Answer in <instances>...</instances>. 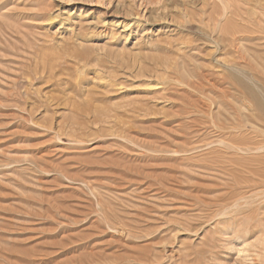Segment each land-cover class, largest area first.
Returning <instances> with one entry per match:
<instances>
[{"label":"rangeland","instance_id":"374dc122","mask_svg":"<svg viewBox=\"0 0 264 264\" xmlns=\"http://www.w3.org/2000/svg\"><path fill=\"white\" fill-rule=\"evenodd\" d=\"M230 73L264 103V0H0V264H264Z\"/></svg>","mask_w":264,"mask_h":264},{"label":"bare ground","instance_id":"6f19581e","mask_svg":"<svg viewBox=\"0 0 264 264\" xmlns=\"http://www.w3.org/2000/svg\"><path fill=\"white\" fill-rule=\"evenodd\" d=\"M230 20V19H229ZM222 22V21H221ZM224 22H225V20H224ZM223 22V24H221V26H222V30H223V35L224 36H222V38L224 39H226L227 40V42L229 41L230 42V40H231V43L230 44H232V42H233V44H234V42L235 43H237V40L239 39V35H237V29L239 30V27H245V25H247V24H244V26L242 25V24H240V25H242V26H240L239 25V22H235V24L233 23V21H226L225 23ZM220 23V22H219ZM238 23V25H236ZM236 27H238V28H236ZM246 28V27H245ZM241 29V28H240ZM221 30V29H220ZM222 30L220 31V32H222ZM238 32H240V30L238 31ZM242 32V31H241ZM239 34V33H238ZM238 36V37H237ZM221 38V39H222ZM241 38H242V34H241ZM224 39V40H225ZM243 39V38H242ZM226 40H225V42H226ZM239 41V40H238ZM223 43H224V41H223ZM226 43H224V47L225 46H227V45H225ZM235 45V44H234ZM230 46V45H229ZM233 46V45H232ZM231 46V47H232ZM236 46V45H235ZM234 46V47H235ZM226 49H228V48H226ZM230 50V49H229ZM228 51V50H227ZM243 56V55H242ZM247 61V60H246ZM262 66V65H261ZM254 67V66H253ZM232 73V72H231ZM230 73V74H231ZM229 75V74H228ZM227 75V76H228ZM233 74H231V77H233V78H235V80L234 79H232V78H229L230 77V75H229V77H227L226 75L224 76V81H223V83H227V85H230V86H233V87H235V91H238V93H241V95H243L242 97L244 98V96L246 97L247 96V98L248 99H250L252 102H254L253 103V105L256 103L257 105H258V109H259V111H260V113H261V116L264 118V103H262V100H260V98H259V96L257 95V93L256 92H254L250 87H248L247 85H245L242 81H241V79H239L238 78V80H236L237 78H236V75H233ZM223 77V76H222ZM227 77V78H226ZM221 79V78H220ZM218 80V79H217ZM216 82V81H215ZM215 82H212L211 83V85L213 84V86L214 87H216V85H217V83H215ZM219 82H221V80H219ZM229 83V84H228ZM213 86H211V87H213ZM218 86V85H217ZM225 89V88H224ZM238 89V90H237ZM226 91H231V87L229 88V90H228V88L227 89H225ZM224 90V91H225ZM232 90H233V88H232ZM214 91H215V89H214ZM226 91H225V94H228V93H226ZM240 91V92H239ZM244 91V92H243ZM216 92V91H215ZM230 93V92H229ZM221 95V94H220ZM228 96V95H227ZM216 98V97H215ZM232 98V97H231ZM223 99V98H222ZM230 99V98H229ZM236 99V98H235ZM246 99V98H245ZM244 99V100H245ZM250 100H247L248 101V103H249V101ZM243 105V104H242ZM220 114V113H219ZM233 115V114H232ZM257 115H258V110H257ZM260 115V114H259ZM258 115V116H259ZM237 116H239V115H237ZM225 117V116H224ZM233 118V117H232ZM226 119V118H225ZM262 122H263V119H260ZM226 121H228V119L227 120H225V122ZM237 121H239V119H237ZM228 122H230V121H228ZM239 122H241V121H239ZM216 123V122H215ZM219 123V122H218ZM232 123V122H231ZM236 123V122H235ZM238 123V122H237ZM222 124V125H221ZM219 123V126H221V128H219V129H224L223 131H221V132H223V134H224V132L225 131H227V129L225 128L226 126H225V123ZM228 124H230V123H228ZM234 124V123H233ZM240 125V124H239ZM239 125H236V130L238 129L237 127L239 126ZM241 125H242V123H241ZM230 127H232V124L230 125ZM241 128H242V126H241ZM226 129V130H225ZM230 130V129H229ZM228 130V131H229ZM218 131V130H217ZM233 131V130H232ZM231 132V131H230ZM233 133V132H232ZM242 133V132H241ZM221 134V133H220ZM227 134V133H226ZM225 134V136H231V134H227L226 135ZM228 138V137H227ZM233 138L234 137H232V139L231 138H228V139H230L231 141L233 140ZM245 138V137H244ZM227 139V140H228ZM241 139V138H240ZM222 140H224V139H222ZM234 142H236V138H234ZM257 140V139H256ZM238 141V140H237ZM253 141V140H252ZM223 142V141H222ZM233 142V143H234ZM232 143V144H233ZM241 143H244V142H241ZM245 143H246V141H245ZM254 144V143H253ZM245 145V144H244ZM260 145V144H259ZM252 146V145H251ZM254 146V145H253ZM257 148H259V147H257ZM239 149V148H238ZM240 150V149H239ZM222 152V151H221ZM229 155V154H228ZM235 155V154H234ZM240 155V154H239ZM251 156V155H250ZM234 157V156H233ZM227 159V158H226ZM257 159V158H256ZM223 160V159H222ZM235 160V159H234ZM224 162H226V161H224ZM238 162H239V160H238ZM227 164V163H226ZM243 164V163H242ZM263 165V164H262ZM241 166H243V165H241ZM221 167H223V166H221ZM234 167V166H233ZM251 168V167H250ZM263 168V167H262ZM243 169V168H242ZM237 170V169H236ZM264 172V171H263ZM224 173V172H223ZM228 175V174H227ZM226 175V176H227ZM238 175V174H237ZM258 175V174H257ZM234 176V175H233ZM237 179V178H236ZM260 182V181H259ZM250 183V182H249Z\"/></svg>","mask_w":264,"mask_h":264}]
</instances>
